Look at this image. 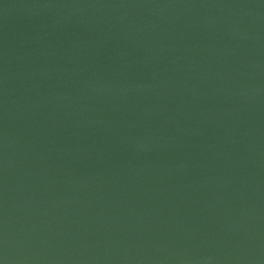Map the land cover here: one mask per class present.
<instances>
[{
  "label": "water",
  "instance_id": "95a60500",
  "mask_svg": "<svg viewBox=\"0 0 264 264\" xmlns=\"http://www.w3.org/2000/svg\"><path fill=\"white\" fill-rule=\"evenodd\" d=\"M0 264H264V0H0Z\"/></svg>",
  "mask_w": 264,
  "mask_h": 264
}]
</instances>
